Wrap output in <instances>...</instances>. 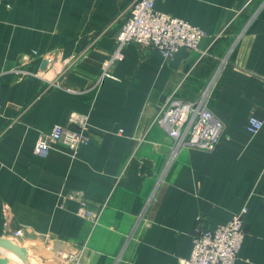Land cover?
<instances>
[{"label": "crops", "instance_id": "crops-1", "mask_svg": "<svg viewBox=\"0 0 264 264\" xmlns=\"http://www.w3.org/2000/svg\"><path fill=\"white\" fill-rule=\"evenodd\" d=\"M132 1L0 0V264H57L63 248L80 264H178L196 228L243 207L235 264H264V124L246 130L250 115L264 121V0H156L206 33L198 50L164 59L128 43L104 68ZM54 50L68 64L46 70L48 84L35 74ZM210 80L217 146L176 147L152 124L159 106L173 91L195 101ZM77 114L88 142L75 156L60 143L34 154L40 134ZM76 192L94 223L75 200L59 207Z\"/></svg>", "mask_w": 264, "mask_h": 264}, {"label": "built area", "instance_id": "built-area-1", "mask_svg": "<svg viewBox=\"0 0 264 264\" xmlns=\"http://www.w3.org/2000/svg\"><path fill=\"white\" fill-rule=\"evenodd\" d=\"M155 2L156 0L132 1L129 15L116 38L115 53L103 63L104 68L109 67L113 60L121 58L120 49L128 43L158 51L164 59L172 57L181 48L198 50L206 33L180 18L155 10ZM65 60L61 52L56 50L54 59L35 75L45 83L53 84V80L43 73L55 66L65 67L68 64ZM223 63L224 61L221 62ZM212 85L213 80H210L195 101H185L173 91L159 106L152 124L162 128L176 147L211 151L217 146L223 127L212 116L207 106ZM263 124V120L250 115L246 130L249 134L255 135ZM87 128V115H73L67 126L55 125L49 133L40 134L34 144L33 152L37 156L45 157L54 144L60 143L73 157L79 147L88 142ZM67 200L79 202L80 216L93 223L97 220L99 212L88 209L79 192L62 196L59 207H64ZM246 211V207H243L233 214L229 221L216 225L212 230L201 231L196 228L192 235L190 255L179 259L178 264H235L245 235L243 217ZM197 220H200L199 217ZM20 234V230L15 233V235ZM80 259L79 252L72 253L67 248H63L57 251L50 261L57 264H79Z\"/></svg>", "mask_w": 264, "mask_h": 264}, {"label": "water", "instance_id": "water-1", "mask_svg": "<svg viewBox=\"0 0 264 264\" xmlns=\"http://www.w3.org/2000/svg\"><path fill=\"white\" fill-rule=\"evenodd\" d=\"M55 52H56V50H55V51H52V52H50V53H47V54H45V55L42 57L41 66H40V68H39L40 71L43 70V69L46 67V65L54 59V53H55ZM65 62H67V61L65 60ZM60 250H61V249H60ZM58 251H59V250H58ZM56 252H57V251H56ZM56 252H55V253H56ZM54 256H55V254L51 257V259H52ZM80 262H81V259L79 260V264H80Z\"/></svg>", "mask_w": 264, "mask_h": 264}]
</instances>
